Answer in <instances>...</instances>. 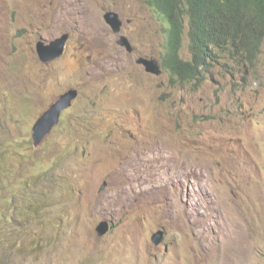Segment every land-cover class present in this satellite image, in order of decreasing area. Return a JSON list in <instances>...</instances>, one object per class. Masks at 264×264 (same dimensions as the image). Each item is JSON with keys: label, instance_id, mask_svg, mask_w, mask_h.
Instances as JSON below:
<instances>
[{"label": "rangeland", "instance_id": "374dc122", "mask_svg": "<svg viewBox=\"0 0 264 264\" xmlns=\"http://www.w3.org/2000/svg\"><path fill=\"white\" fill-rule=\"evenodd\" d=\"M168 31L147 0H0V264H264V46L254 66L223 55L183 85L137 63L163 65ZM66 33L43 63L38 42Z\"/></svg>", "mask_w": 264, "mask_h": 264}, {"label": "trees", "instance_id": "16d2710c", "mask_svg": "<svg viewBox=\"0 0 264 264\" xmlns=\"http://www.w3.org/2000/svg\"><path fill=\"white\" fill-rule=\"evenodd\" d=\"M147 3L169 24L168 51L162 64L180 84L201 85L204 73L219 64L223 55L254 66L261 54L264 0H147ZM186 43L191 53L189 59L183 57Z\"/></svg>", "mask_w": 264, "mask_h": 264}, {"label": "water", "instance_id": "95a60500", "mask_svg": "<svg viewBox=\"0 0 264 264\" xmlns=\"http://www.w3.org/2000/svg\"><path fill=\"white\" fill-rule=\"evenodd\" d=\"M105 20L111 27L117 37L119 46L126 49L130 54L135 53V48L132 41L123 33L124 21L121 14L117 11H109ZM70 39V34L66 33L52 41L40 40L37 45V52L40 60L45 63H51L61 58L67 47ZM137 63L144 66L146 71L150 74L160 76L162 74V67L159 61L147 58L138 59ZM80 92L73 88L62 94L60 98L38 119L33 127V144L38 147L45 138L53 131V129L61 122L62 115L65 111L70 109L74 102L79 98ZM105 186L102 188V190ZM111 230L109 221H103L97 228L100 237L106 236ZM165 232L159 231L153 236V242L156 245H161L164 241Z\"/></svg>", "mask_w": 264, "mask_h": 264}, {"label": "clouds", "instance_id": "9594fccd", "mask_svg": "<svg viewBox=\"0 0 264 264\" xmlns=\"http://www.w3.org/2000/svg\"><path fill=\"white\" fill-rule=\"evenodd\" d=\"M125 25V24H124ZM124 28V27H123ZM124 33V32H123ZM168 37H169V34H168ZM133 43V42H132ZM134 46V45H133ZM135 48V47H134ZM143 58V57H142ZM148 59V58H147ZM151 60H154V59H151ZM161 64V63H160ZM163 65H161V67H162ZM144 67V66H143ZM145 68V67H144ZM162 71H163V68H162ZM204 75H205V73H204Z\"/></svg>", "mask_w": 264, "mask_h": 264}, {"label": "bare ground", "instance_id": "6f19581e", "mask_svg": "<svg viewBox=\"0 0 264 264\" xmlns=\"http://www.w3.org/2000/svg\"><path fill=\"white\" fill-rule=\"evenodd\" d=\"M250 31V30H249ZM128 37V36H127ZM129 38V37H128ZM130 39V38H129ZM131 40V39H130Z\"/></svg>", "mask_w": 264, "mask_h": 264}]
</instances>
